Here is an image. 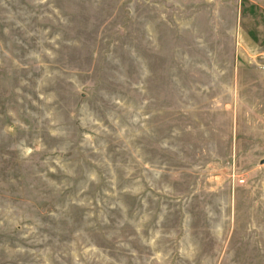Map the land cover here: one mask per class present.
Masks as SVG:
<instances>
[{
  "label": "rangeland",
  "instance_id": "obj_1",
  "mask_svg": "<svg viewBox=\"0 0 264 264\" xmlns=\"http://www.w3.org/2000/svg\"><path fill=\"white\" fill-rule=\"evenodd\" d=\"M261 49L251 0H0V264H264L229 146Z\"/></svg>",
  "mask_w": 264,
  "mask_h": 264
},
{
  "label": "crops",
  "instance_id": "obj_2",
  "mask_svg": "<svg viewBox=\"0 0 264 264\" xmlns=\"http://www.w3.org/2000/svg\"><path fill=\"white\" fill-rule=\"evenodd\" d=\"M264 6V0H251ZM233 41L236 42L232 31ZM232 49L238 53L236 43ZM264 55V50L254 55ZM264 57V56H263ZM232 161L264 163V58L232 59Z\"/></svg>",
  "mask_w": 264,
  "mask_h": 264
}]
</instances>
